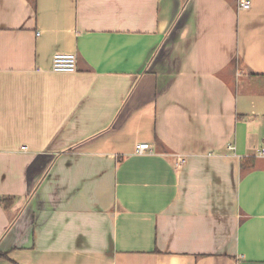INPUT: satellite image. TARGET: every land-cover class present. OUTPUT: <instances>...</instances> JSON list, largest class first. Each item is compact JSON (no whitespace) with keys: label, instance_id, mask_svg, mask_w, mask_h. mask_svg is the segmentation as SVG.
I'll list each match as a JSON object with an SVG mask.
<instances>
[{"label":"crops","instance_id":"1","mask_svg":"<svg viewBox=\"0 0 264 264\" xmlns=\"http://www.w3.org/2000/svg\"><path fill=\"white\" fill-rule=\"evenodd\" d=\"M246 1L0 0V264H264Z\"/></svg>","mask_w":264,"mask_h":264},{"label":"built area","instance_id":"2","mask_svg":"<svg viewBox=\"0 0 264 264\" xmlns=\"http://www.w3.org/2000/svg\"><path fill=\"white\" fill-rule=\"evenodd\" d=\"M251 7V1L241 0L240 8L249 9ZM78 70V57L76 53L57 52L52 58V72L54 73H75ZM229 150H235L234 145L228 146ZM150 150L148 143L140 144L137 147L138 154H144ZM260 156H264V150L259 153ZM185 163L184 158H178L177 165H183Z\"/></svg>","mask_w":264,"mask_h":264},{"label":"trees","instance_id":"3","mask_svg":"<svg viewBox=\"0 0 264 264\" xmlns=\"http://www.w3.org/2000/svg\"><path fill=\"white\" fill-rule=\"evenodd\" d=\"M10 200L8 199H2L1 202L6 206H8L10 203H9ZM6 258V254L3 253V252H0V259H4Z\"/></svg>","mask_w":264,"mask_h":264}]
</instances>
